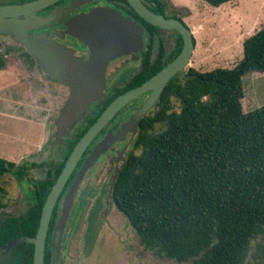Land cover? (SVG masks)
Segmentation results:
<instances>
[{
	"label": "trees",
	"instance_id": "16d2710c",
	"mask_svg": "<svg viewBox=\"0 0 264 264\" xmlns=\"http://www.w3.org/2000/svg\"><path fill=\"white\" fill-rule=\"evenodd\" d=\"M204 1L218 6L230 0ZM145 4L182 20L171 0ZM139 18L148 30L154 28ZM181 46L179 34L173 56ZM242 47L232 67H189L183 76L169 79L156 111L142 120L138 151L129 155L115 182L118 209L144 248L158 257L184 264H264V104L244 112L241 103L242 77L264 72V24ZM160 49L155 68L139 76L137 84L168 62L162 61ZM6 53H0V69ZM63 165L33 183L35 202L24 213L0 216V251L20 236L36 234L42 206ZM24 172L0 157V211L6 207L3 176L23 179ZM57 210L58 201L49 227ZM33 247L26 240L14 243L1 253L0 264H32Z\"/></svg>",
	"mask_w": 264,
	"mask_h": 264
},
{
	"label": "rangeland",
	"instance_id": "374dc122",
	"mask_svg": "<svg viewBox=\"0 0 264 264\" xmlns=\"http://www.w3.org/2000/svg\"><path fill=\"white\" fill-rule=\"evenodd\" d=\"M172 3H176L177 13L181 17L189 15L191 23L195 24L191 25L184 20L190 29H195L192 34L196 46L185 70L189 67L204 71L234 66L243 55V39L264 24V0H230L218 6L204 0H173ZM165 39L167 52L178 46L179 38L176 35L166 36ZM4 51H7V61L18 62L14 63L17 66L15 71L21 80L13 86L0 88V157L14 161L16 167L24 168L25 171L23 179L13 174H6L2 178L6 207L0 211V216H9L24 213L35 202L33 183L43 179L48 169L54 172V168L63 161L71 135L64 134L59 140L55 137V119L68 96V88L42 73L25 56L17 38L11 35L0 36V53ZM12 79L11 76L4 77L1 74L0 84H9ZM242 85L241 103L244 112L264 104V72L245 74ZM84 207L85 201H80L76 195L70 206V214L68 212V220L66 218V226L70 228L66 238L68 242L76 231ZM111 223V227L105 225L94 212L85 218L76 243L87 260L84 264H93L96 252L99 254L96 264L186 263L169 257H158L144 248L122 212L113 215ZM4 250L0 251V256Z\"/></svg>",
	"mask_w": 264,
	"mask_h": 264
},
{
	"label": "water",
	"instance_id": "95a60500",
	"mask_svg": "<svg viewBox=\"0 0 264 264\" xmlns=\"http://www.w3.org/2000/svg\"><path fill=\"white\" fill-rule=\"evenodd\" d=\"M57 0H32L23 4H0V34L14 35L25 50L35 59L42 70L58 82L65 85L68 97L55 119L57 131L55 137L67 134L75 119L86 111L89 105L103 95L105 86L106 63L120 55L130 54L143 46V27L123 15L119 10L110 7H98L88 13L79 14L69 22L70 32L90 47V55L86 61L76 57L61 44H57L43 34L29 32V22L42 18L34 17L37 9L44 8ZM133 10L147 23L157 26L164 34L165 30H175L182 38V46L177 55L166 63L159 71L135 88L118 95L105 108L96 121L75 143L54 184L48 192L42 206L39 225L34 236H20L7 244L11 247L18 241L26 240L33 243L32 264H44L45 242L54 206L70 177L78 159L92 136L102 127L124 103L140 93L151 91L148 99L137 114L139 118L157 100L164 86L176 74L181 76L189 65L194 51V40L191 29L183 20L166 17L149 9L142 0H126ZM56 10H59L56 9ZM21 15L24 19L18 18ZM44 19H50L44 18ZM92 152L82 168L76 174L66 193L62 212L57 219V226L62 228L73 200V195L82 173L93 159ZM55 227V230L57 229Z\"/></svg>",
	"mask_w": 264,
	"mask_h": 264
},
{
	"label": "flooded vegetation",
	"instance_id": "af4514ba",
	"mask_svg": "<svg viewBox=\"0 0 264 264\" xmlns=\"http://www.w3.org/2000/svg\"><path fill=\"white\" fill-rule=\"evenodd\" d=\"M30 1L32 0H0V4H23ZM146 1L147 0H142L143 3ZM98 7L115 8L123 15L129 16L132 20L141 25L144 30L143 46L140 50L117 56L106 63L105 86L102 90L103 95L100 99L95 100L89 105L88 109L68 128L69 130L67 134H65V136H71L67 141L69 147L63 159L64 163L75 143L96 121L111 101L127 90L140 85V83L137 84L136 82L138 77L145 75L155 68L160 55L161 45L164 52L162 61L167 60L169 62L177 55L173 56L176 51V46L169 52L166 51L167 44L165 37L176 35V38H179V33L175 30H165L163 34L161 29L157 26H154L151 31L148 30L141 22L140 16L126 0H57L35 11L34 17H40L42 19L29 22L32 26L29 32L47 36L57 44L65 46L76 57H80L83 61H86L91 53L90 47L69 31L70 28L68 24L73 17L88 13L90 10ZM58 8L59 10H56ZM48 17H50V19H44ZM18 18L24 19L25 16L21 15ZM3 35L10 36L11 34H0V36ZM11 36L16 38L14 35ZM19 44L23 47L20 42ZM23 49L25 51V56L33 62L42 73L54 79L42 70L24 47ZM26 52L28 54H26ZM150 93L151 91L149 90L140 93L137 97H133L120 106L88 142L58 197L57 216L54 219L52 227L48 228L46 235L44 252L46 264H84L86 259L82 250L78 248L76 243L80 238V231L82 230L87 215H89L90 212H94L105 225L111 227L112 216L121 212L116 205L113 190L115 182L127 163L129 155L132 152L136 153L138 151L135 145L141 130L143 118L153 114L157 109V102L161 93L146 112L137 118L140 108L146 102ZM92 152L96 153L82 173L73 195V202L77 195L80 201H85V207L79 218L76 231L73 232L68 242L66 238L68 237V233H70V228L66 225L71 209L69 210L67 220L62 228L57 226V219L60 215V202L61 199H63L62 203L64 202L69 186L72 184L76 174ZM84 181L86 182L84 183ZM56 226L57 229L55 230ZM96 255L97 256L92 262L93 264L97 262L99 254L96 252Z\"/></svg>",
	"mask_w": 264,
	"mask_h": 264
},
{
	"label": "crops",
	"instance_id": "0c3cea01",
	"mask_svg": "<svg viewBox=\"0 0 264 264\" xmlns=\"http://www.w3.org/2000/svg\"><path fill=\"white\" fill-rule=\"evenodd\" d=\"M172 1H173V0H172ZM175 4H176V3H175ZM178 5H181V4H178ZM182 5L188 7V6L185 5V4H182ZM188 8H189V7H188ZM189 9H190V8H189ZM182 18H184V19H182L183 21L185 20V21H188L189 24H191V25H195V24L191 23V21H190V16H189V15H186V16H184V17H182ZM190 27H191V26H190ZM191 30H192V32L194 33V31H195L194 27H191ZM244 39H245V38H244ZM244 39H243V40H244ZM242 43H243V42H242ZM195 48H196V46H195ZM194 51H195V49H194ZM194 51H193V52H194ZM242 52H243V50H242ZM14 63H18V62H17V61L8 60L7 63H6V66H5L4 68L0 69V75L3 74L4 77H5L6 75H8V76H11V78H14V79H12V81H11L9 84H7V82H2V83L0 84V88H4V87H7V86H13V85H15L16 82H20L21 79L18 78L17 72L15 71V70L17 69V66H16ZM18 104H23V106L25 105V103H22V102H19Z\"/></svg>",
	"mask_w": 264,
	"mask_h": 264
}]
</instances>
